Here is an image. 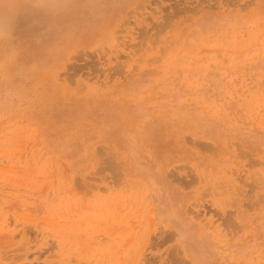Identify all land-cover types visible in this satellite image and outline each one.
<instances>
[{"label":"rangeland","instance_id":"1","mask_svg":"<svg viewBox=\"0 0 264 264\" xmlns=\"http://www.w3.org/2000/svg\"><path fill=\"white\" fill-rule=\"evenodd\" d=\"M0 18V264H264V0Z\"/></svg>","mask_w":264,"mask_h":264},{"label":"clouds","instance_id":"2","mask_svg":"<svg viewBox=\"0 0 264 264\" xmlns=\"http://www.w3.org/2000/svg\"><path fill=\"white\" fill-rule=\"evenodd\" d=\"M38 6L56 10L61 7L63 0H36ZM7 23L0 18V39L8 38Z\"/></svg>","mask_w":264,"mask_h":264},{"label":"snow or ice","instance_id":"3","mask_svg":"<svg viewBox=\"0 0 264 264\" xmlns=\"http://www.w3.org/2000/svg\"><path fill=\"white\" fill-rule=\"evenodd\" d=\"M177 226H179V224L177 223Z\"/></svg>","mask_w":264,"mask_h":264}]
</instances>
